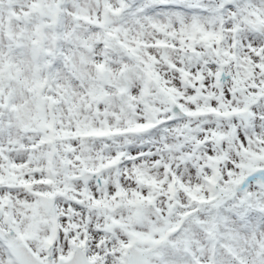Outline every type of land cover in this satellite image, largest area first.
<instances>
[{"label": "snow or ice", "instance_id": "1", "mask_svg": "<svg viewBox=\"0 0 264 264\" xmlns=\"http://www.w3.org/2000/svg\"><path fill=\"white\" fill-rule=\"evenodd\" d=\"M0 264H264V0H0Z\"/></svg>", "mask_w": 264, "mask_h": 264}]
</instances>
